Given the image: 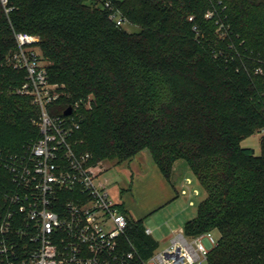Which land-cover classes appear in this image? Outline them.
Listing matches in <instances>:
<instances>
[{
  "label": "trees",
  "instance_id": "1",
  "mask_svg": "<svg viewBox=\"0 0 264 264\" xmlns=\"http://www.w3.org/2000/svg\"><path fill=\"white\" fill-rule=\"evenodd\" d=\"M111 1L139 33L110 20L105 0L0 1V147L22 154L40 138L26 72L9 62L18 34L38 36L49 82L92 96L78 137L93 162L148 151L170 180L183 160L206 193L185 236L219 233L208 264H264V150L241 145L264 126L253 71L264 70V0ZM127 235L142 259L158 248L141 221L129 218Z\"/></svg>",
  "mask_w": 264,
  "mask_h": 264
},
{
  "label": "built area",
  "instance_id": "2",
  "mask_svg": "<svg viewBox=\"0 0 264 264\" xmlns=\"http://www.w3.org/2000/svg\"><path fill=\"white\" fill-rule=\"evenodd\" d=\"M104 7L117 26L127 23L111 0H105ZM39 42L38 36L18 34L17 50L9 59L14 68L26 72L20 93L30 96L39 111L40 138L22 154L0 147V264H199L207 260L209 250L203 241L213 247L217 240L207 234L187 237L182 229L171 230L169 243L142 259L127 235L129 217L110 197L108 180L102 179L108 168L94 163L81 148L78 133L92 96L73 100L64 85L49 82L48 62ZM253 71L264 74L261 66ZM59 104L62 114H52ZM68 108L72 112L65 116ZM255 134L264 150V126ZM145 234L152 236L153 230L145 227Z\"/></svg>",
  "mask_w": 264,
  "mask_h": 264
},
{
  "label": "crops",
  "instance_id": "3",
  "mask_svg": "<svg viewBox=\"0 0 264 264\" xmlns=\"http://www.w3.org/2000/svg\"><path fill=\"white\" fill-rule=\"evenodd\" d=\"M138 157L142 169L136 166L134 168L135 160L126 164L128 175L125 176L127 185L129 184L128 192L131 193H116L114 199L131 220L141 221L145 227L153 230V235L156 229L146 225V222L152 223L151 217H159L156 220L159 223L155 227H158V237L162 238L161 244L165 243L166 246L172 235L171 230H183L186 222L197 216L196 203L203 201L206 194L197 201L200 197L199 183H194L188 175V168L182 162L175 164L172 177L167 180L145 151ZM162 211L164 212L161 213ZM199 264L208 262L205 260Z\"/></svg>",
  "mask_w": 264,
  "mask_h": 264
},
{
  "label": "rangeland",
  "instance_id": "4",
  "mask_svg": "<svg viewBox=\"0 0 264 264\" xmlns=\"http://www.w3.org/2000/svg\"><path fill=\"white\" fill-rule=\"evenodd\" d=\"M229 27H230V24H228V22L226 20H223L221 22L220 26L218 27V29H216V33H215L216 34L215 37H217L216 39L222 40L225 36H227L226 34H227V31L229 30L228 29ZM123 28L126 31H128L129 33H139L140 32V28L138 26L132 25L128 22L124 24ZM233 46L231 45L230 47H233ZM230 47H229V49H230ZM234 47H236V46H234ZM39 51H40V53H42L41 49H39ZM260 139L261 138L258 134H254L253 136L245 138L244 140H242L241 145L244 148L252 149L255 152L256 156H260L262 154V151H263ZM145 152H146L147 156H149L151 158V160L153 161V158H152L150 152H148V151H145ZM133 160H135V165H133L134 168H135V166H136V168H139V167L141 169L143 168L140 164L141 161H140L138 156H136ZM180 162L185 164V166L188 168V172H189L188 175L190 176V178H192V180L194 181L195 184H198V181L196 180L195 176L192 174L188 165L183 160H179L176 163H180ZM153 163H154V161H153ZM105 167L108 169L103 174L102 179L108 180V190H109L110 197L113 200H115L114 195L116 193H119L121 195H126L128 193H131V192H128L129 191V188H128L129 184L127 185V181H126V176L128 175L127 170H126L127 169L126 164L118 166V165H115V162H110V163H105ZM173 180H175V178H173ZM198 189L200 192V197H198L197 201H200L201 197L205 196L206 193L201 188L200 185H198ZM181 198L183 199V196H181ZM197 203H196V206H198ZM163 212L164 211H162L161 213H163ZM157 218H159V217H156V216L153 218L151 217L150 219H152V221L154 223L153 222L152 223L146 222V225L152 227L153 229H156L155 234L153 236H154L155 241L158 242V249L161 250L165 247V243L161 244L162 238H159L158 234H157L158 233L157 232L158 227L157 228L155 227V225H157L159 223V222H156V220L158 221ZM207 235L213 236L216 240H218V237H219V233L217 231H212L210 233H207ZM203 244L205 245L206 249H208V250H210V248L212 247L207 240H204Z\"/></svg>",
  "mask_w": 264,
  "mask_h": 264
},
{
  "label": "water",
  "instance_id": "5",
  "mask_svg": "<svg viewBox=\"0 0 264 264\" xmlns=\"http://www.w3.org/2000/svg\"><path fill=\"white\" fill-rule=\"evenodd\" d=\"M71 112H72L71 108H68V109L65 111L64 115H65V116H68V115L71 114Z\"/></svg>",
  "mask_w": 264,
  "mask_h": 264
}]
</instances>
